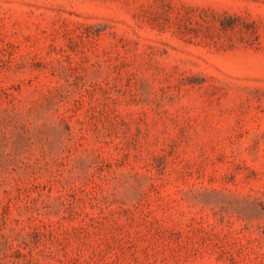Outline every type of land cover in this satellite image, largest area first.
I'll list each match as a JSON object with an SVG mask.
<instances>
[{"label": "rangeland", "instance_id": "1", "mask_svg": "<svg viewBox=\"0 0 264 264\" xmlns=\"http://www.w3.org/2000/svg\"><path fill=\"white\" fill-rule=\"evenodd\" d=\"M0 264H264V0H0Z\"/></svg>", "mask_w": 264, "mask_h": 264}]
</instances>
